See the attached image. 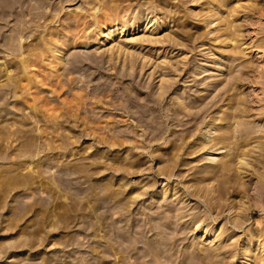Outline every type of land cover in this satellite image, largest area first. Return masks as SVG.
<instances>
[{
    "label": "rangeland",
    "instance_id": "1",
    "mask_svg": "<svg viewBox=\"0 0 264 264\" xmlns=\"http://www.w3.org/2000/svg\"><path fill=\"white\" fill-rule=\"evenodd\" d=\"M90 1L26 0L25 12L20 19L15 12L0 21V264H135L137 263L136 252H125L124 249H127L129 243L120 241L122 240L120 237L123 235L129 239L140 238L139 240H142L143 243L137 244V252L141 250V253L146 251L147 243L158 244V242L168 241L171 238L173 247L172 249L171 246L166 248L167 250L165 249L166 252L162 256L164 261L169 256L172 258L160 264H174L173 261L179 262L187 254L188 256L192 255L195 264H202L204 254L208 257L213 245H222L226 242L232 244L226 248L230 253L222 255L221 259H227L225 264H238L237 259H233L231 252L238 253L240 251L238 245L244 243L246 240L245 233L251 226L256 228L259 222H264V209L252 208L246 216L247 223L237 228L233 223L235 222L233 219L234 211L230 212L229 209L234 208L233 210H235L237 202L240 204L239 201L243 195L241 191L244 188H239L240 186L237 184L232 185L236 190L239 188L240 193L227 185V191L223 195L225 199L223 198L219 201L220 203L218 202L219 210L218 208L214 210L212 205L211 199L214 196L206 198L203 192L199 193L195 191V188H191L189 193L188 187L195 185L205 188L210 181L197 185L202 177L198 171L204 169L208 163L199 159L200 153L194 152L195 154L191 155L190 153L198 150H193L189 144H184L183 138L190 135L198 127H203L205 122L209 120L208 114H200L195 120L181 115L180 119L184 120L185 126H177L169 122L170 117L163 108L168 111L175 109L173 97L177 92L185 91L186 94L190 92L197 98L208 86L209 98L205 103L212 102L211 105H215L211 112L214 113L231 95L228 90L232 88V85H235V80H241L244 77L246 79L243 80V83L247 84L244 90L247 93H252L254 88L250 89L249 87L253 86L251 81L257 75L256 70L245 74L246 69L241 65L249 60L254 61L257 69H261L259 66L264 68V54L259 48L264 46V16L261 17L256 13L251 14L248 9L239 10V14L232 20L238 22L236 25L246 26V36L243 42L245 44L241 50L248 47L250 53L244 59L236 61L225 57L221 62L219 61L221 56L218 53L223 50V46L219 43L207 42V46L201 47L202 44L197 43L192 37L191 41L194 43L185 42L186 46H179L174 43L175 46H179L178 49L177 47L174 49L165 48L169 43L165 40L167 37L164 36L169 35L170 32L175 35L178 31L177 23L174 19L171 21L169 19L167 24L158 28L161 24L162 14L158 11L154 15L151 14L152 10H148L150 5L147 4L150 1H160L161 7L170 10L172 9L168 8V3L178 4L190 19L189 33L207 31L212 32L210 37L214 38L216 35L221 36L222 34L217 31L213 32L218 24L215 23L208 27L206 22L199 21L208 16L206 15L209 12L207 0H132L131 2H124L121 3V8H125L119 11L122 19L132 20L136 14L145 12L150 15L149 19H157L156 25L148 26L146 35L158 33V37L162 38L161 43L155 48L151 46L141 48L130 44L133 48L132 53L135 52L139 61H149L148 67L145 65L146 68L142 73L138 68L131 71L124 67L123 64L125 58L128 57V52H126L124 60V55H121L120 60L109 59L111 52H109L110 54L105 52L115 45L114 41L117 39L115 38L105 41L102 45L91 46L87 49L69 48L68 53L70 54L67 53L59 75L63 77L61 78L62 81L65 80L64 84L71 88L66 86L62 91L56 87V84L53 87L54 78H51V72L46 71L47 74L45 69L41 67V70L44 69V73L41 72L42 75L45 78L47 76V79L48 76L49 79L51 78L48 81L44 78V81L47 84L52 81L50 83L52 85L49 86L45 82L43 86L47 87L41 86L40 89H34L33 84L30 87L32 91L28 89L26 91L23 83L25 82L24 85L27 84V80L18 62L19 48H23V46L27 48L29 45L28 48L34 49L37 45V35L41 32L45 33L48 30L58 29L64 33L81 26L84 23L83 15L90 16L87 11L90 8L88 5ZM251 1L241 0V2H237L234 0L233 2H236L234 7L241 4L249 7L253 4ZM260 1L257 0L256 3H260ZM234 7L232 5L224 9L226 17L229 15V10ZM55 14L58 17L53 19ZM93 21L92 17L88 19L90 23ZM46 24L49 25L47 28L44 27ZM126 38H118L117 40L121 41ZM144 47H147L146 50ZM203 48L205 50L201 52ZM158 49H160L159 52H157ZM92 52L94 55L96 54L95 57L97 58ZM87 53L90 58L93 56L88 63L85 62L81 64L82 66L80 63H78L79 66L75 63L72 64L71 55L87 56ZM147 55L154 56L152 61L143 58ZM165 55L166 57L169 55L170 57H168L173 60L174 64H177L176 66H180L182 62H189L191 67L196 64L199 67H201L200 64H206L205 68L214 70L216 75L209 78L203 77V75L199 77L200 79L193 80L189 72L183 73L181 83L175 86L177 87L175 94L172 93L164 101L163 107H159L158 114L160 115L156 114V116L152 115V112H147L145 116L141 117L137 108L148 104H150L148 106H155L153 100L159 96L162 68L158 67L157 64L165 59ZM241 62L243 63L240 64ZM4 64L8 65L9 71L13 72L10 74L16 85L13 80H10L13 81L15 88L19 87L15 89L17 90L15 94L17 97L13 94L15 90L12 83L10 85L11 90L9 88L11 81L7 78L8 76L6 77L8 71L5 69L8 67L6 66V68ZM33 67L29 70V72L32 71V74H34ZM70 67L73 70H69ZM66 70H69L70 73L67 74ZM128 71L132 72L130 79L124 77ZM154 72H157L155 76H153ZM32 74L30 72L31 77L34 76ZM20 77L25 80L22 84H19L20 81L17 79ZM15 78L19 81L18 83ZM215 82L217 83L215 84ZM54 88L58 92L52 90ZM137 88L143 90L139 96V104L133 105L127 112L120 111L124 101L129 98L127 97L129 92L132 90V93H135ZM34 90L40 92L41 100L48 101V109L52 105H54L53 108L57 107V110L54 109L56 112L51 108L53 112L50 109V111H46L42 107H40V112L39 106L38 109H33L35 107H31V105L34 104L33 95L36 93ZM76 90L81 92H76ZM76 93L80 94L84 105L78 104L79 107L74 103L72 106L68 104V107H73L71 111L62 102H69L65 101V98L72 100ZM150 94L153 97L148 102L147 95ZM205 103H203L204 106ZM73 105L78 107L75 108ZM116 106L118 109H115ZM201 107L193 111L197 112L201 110ZM58 110L60 111L59 114L57 113ZM54 112L58 115H54ZM36 113L37 115H35ZM168 114L170 113L168 112ZM46 116L49 119H45ZM55 119L58 122H55ZM247 120L254 121L252 123L257 127L264 125V120L260 118ZM158 123L165 124L167 129L159 133L149 130L148 127L156 126ZM98 127L99 129H97ZM156 135L158 137H155ZM117 139H122L121 143L124 145H121L120 141L117 143ZM113 140L116 145L112 143L111 146ZM188 141L191 142L189 139ZM250 148L246 149L249 150ZM249 151L253 154L257 153L255 152L257 150L250 149ZM229 152L232 154L233 150ZM258 168L260 167L258 166ZM165 169L167 171L170 169L174 175L169 183L164 179V175L168 174L167 171H164ZM246 169L248 173L237 175V179L241 183L248 184L249 193L253 196L261 171L254 170L253 164ZM220 179L210 187L222 185L225 179ZM165 184L170 186L167 190L163 189ZM251 202L255 203V201ZM184 211L188 215L182 218ZM165 212L171 213L175 218L171 229L167 230L166 235L160 234V229L156 227V231L151 232L152 226L149 222L151 223L154 219V214H165ZM196 217H199L201 222ZM154 221L156 220L154 219L152 222ZM158 221L161 226L162 224L164 227L166 226L164 218ZM196 222L202 224V227H204L203 225H210L212 232L225 227V225V229L230 231L219 237V242L215 241L212 244L210 239L212 236H209L208 239H200L202 231L200 230L201 227L199 230H195ZM137 231L141 232L140 236L136 235ZM220 232L221 230L218 233ZM254 246L257 254H259V244L255 243ZM115 250L118 252L117 254H115ZM223 250L225 251V248ZM142 261H150V264H155L160 261V256H146Z\"/></svg>",
    "mask_w": 264,
    "mask_h": 264
},
{
    "label": "bare ground",
    "instance_id": "2",
    "mask_svg": "<svg viewBox=\"0 0 264 264\" xmlns=\"http://www.w3.org/2000/svg\"><path fill=\"white\" fill-rule=\"evenodd\" d=\"M131 1L132 0H91L88 4L90 8L87 10L88 13L90 14V16H86V14L83 15V19L82 18L81 19L84 20V23H82L81 26L76 27L72 30H68V31L66 30L67 32H64V33L59 31L58 29H56V30L53 29L52 31L48 30L45 33L41 32L40 34H38L37 35V45H35L34 49L28 48L29 45L27 46V48L24 46H23V48L22 47L19 48L20 53L18 54V58H19L18 62L21 65V68L23 69V72H24L26 80H27L26 81L27 84L24 85L25 82L23 83V81H25V80H23L21 77H20L21 80H20V78H17L20 82L17 81V79L15 78L16 82L17 83L19 82V84L23 83V86L26 89V91H28V90L30 91L31 90L30 87L33 86V84H34V89H36V88L40 89L41 86L45 85L46 81L51 80V78H54L53 83H52L53 85L52 84L51 85L53 87H55L54 84H56V87H58L59 89H61L63 91L65 89V87L69 86V85L64 84L65 80H63V81L61 80V78H63V77L61 75H59V72H61L60 69L65 63V58H66V55L68 53L69 48L71 49V47L72 48L73 47H75V48L80 47L82 49H87L91 46L93 47V46H97V45H102L105 41L110 40V39H115V38H117V39L121 38L122 39L124 37L125 38L127 37V38L125 40H121V41H118L117 39H115V41H114L115 45L112 46L111 49L105 53L110 54L109 52H111V54L109 56L110 57L109 59H111V60H116V59L120 60L121 55H124V57H123V60H124L126 52H128L127 53L128 57L125 58V61L123 64L124 67L127 69H130L131 71L138 68L141 70L140 73H142V71H144L146 68L145 65H147V67H148L149 61L148 62L143 61V60L139 61V57L136 56L135 52L132 53L133 48L130 46V44H133L135 46H140L141 48L143 46H147V47L151 46V47L155 48L156 45H159L161 43L162 38L158 37V33H152L150 35H146L148 26L152 27L153 25H156V20H157V19L155 20L154 18L149 19V16H150L149 14H146L145 12H140V13L136 14L132 20H130V19L125 20V19H122L120 17L119 11L125 8V7L121 8L122 7L121 3L131 2ZM207 1H208L207 6H208L209 12L206 15H208V16H206L204 18V20H199V21L206 22L208 27L217 23L218 26L215 29V31H213V32L217 31L219 34L222 33L221 36L216 35L214 38H211L210 35L212 34V32H207V31H204V32L196 31L193 34L189 33L188 28L191 26L190 19H188V16L186 15V13H184V11L181 10V8L178 4L168 3V5H169L168 8H171L173 10L172 11L170 9L161 7L160 1H158V2H156V1L147 2V4L150 5L148 10H152L150 12L151 14L154 15V13L157 11L160 12V14H162V16L160 18L161 24L158 26V28H161L162 26L167 24L169 19H170V21L172 19H174V21L177 23V27H178L177 30L178 31L175 33V35L170 32L169 35L164 36V37H167V38H165V40L167 41V43H169L168 45L165 46V48L174 49V47H177V49H178V47L180 45L186 46L184 43L185 42H193V41H191V38L194 37V39H195V41H197V43L202 44L201 47L207 46V44H206L207 42H214V43L221 44L223 47L222 46H220V47H222L223 50H220L218 53L221 56V58L219 59V61H221V62L224 60L225 57H228L230 59H234L236 61L239 59L247 58L248 54L250 53V48L246 47L245 49L241 50L242 46L245 44L243 42H244L245 36H246L245 35L246 26L242 27V25H240V24L236 25V23H238V22L236 20H232V18H235V16L239 14L240 9H243V10L248 9L251 14L256 13V14H259L261 17H263L264 16V0H261L260 3H256L257 0H252L251 2H253V4L250 5L249 7H245L242 4L238 7H234V5L236 4V2L235 3L233 2L234 0H207ZM236 1L241 2V0H236ZM170 4H171V6H170ZM25 5H26V0H0V21L4 20L7 15H9V14L12 15L15 12L17 13L18 18L20 19L25 12V10H24ZM232 5L234 8L229 10V15L226 17L225 13H224V9L226 7H230ZM36 7H38V6H36ZM216 8H218V10H216ZM31 9H33V8H31ZM235 9H237V10H235ZM34 16H35V14H34ZM57 17L55 14V17H53V19H55ZM91 17L94 19V21L92 23L88 22V19ZM18 18H16V19H18ZM33 19H34V17H33ZM82 20H81V22H83ZM66 21H67V19H66ZM69 21H71V20H69ZM79 22H80V20L78 21V23ZM263 23H264V21H263ZM146 24H147V26H145ZM48 26L49 25L46 24L44 27L47 28ZM115 27H118V28L116 30H111V29H114ZM108 31H110V32L108 33ZM116 32H117V34H116ZM142 33H143V35L140 36V34H142ZM171 34H172V36H171ZM130 36H133V37L129 38ZM30 37H31V35H30ZM22 39H21V43H22ZM174 43H177L179 46H175ZM34 44H35V41H34ZM232 45H235V46L230 47ZM135 46H133V47H135ZM146 48L144 47V50H146ZM189 48H191V47H189ZM259 48H260L261 53L264 54V46H260ZM159 50L160 49H158L157 52H159ZM181 50H183V49H181ZM185 50H186V47H185ZM204 50L205 49L203 48V50H201V52ZM37 51H39V52H37ZM157 52H156V54H158ZM170 52H171V50H170ZM170 52H169V54H170ZM15 53H18V52H15ZM68 54H70V53H68ZM92 54H93V52H92ZM16 56H17V54H16ZM71 56H72L71 59L73 61L72 64L75 63V65H77V66H79L78 63H80V65L84 64L85 62L88 63L89 60L93 58V56L90 58L88 53H87V56L86 55H80V54H78V55L73 54ZM95 56H96V54L94 55V57ZM168 56L166 57V55H165V57H164L165 59L163 61L159 62V64H157L158 67L162 68V75L160 77L161 80H160V86H159V96H158V98L153 100V103L155 104V106H148V105H150V104H148L147 106H141L140 108H137L138 113L141 114V117L145 116V114L147 112H152V115H156V114L158 116L160 115V114H158L159 107L160 108L163 107L164 101L167 98H169L170 95H172V93L175 94L174 92H175V90H177L176 89L177 87H175V86H177L181 83V81L183 79V77H182L183 73L189 72L191 74V77L193 78V80H196L203 75H204L203 77H207V78L213 77L216 75V74H214V70H208L207 68H205L206 64H200L201 67H199L198 64L193 65L191 67V64H189V62L188 63L182 62L180 64V66H176L177 64H174L173 60L171 58H169L170 56L169 57ZM68 57H70V56H68ZM152 57H154V56H150V55L143 56V58H146L149 60H151ZM95 58H97V57H95ZM161 58H163V57H161ZM243 62H241L240 64H242ZM36 64H39V65L37 66ZM6 66L8 67V65H5V67ZM241 66L246 69L245 74L251 73L253 70H256L257 75H255L251 81V82H253V86L251 85L249 87L250 89L254 88L252 93H247L244 90V88L247 86V84L243 83V80L246 79L243 76L244 79H241V80L236 79L235 80V85H232V88H230L228 90V92L231 95L227 99H225L223 105L220 106L214 113H211V112H212V108L215 105L212 106L211 105L212 102H209L208 104L205 103L206 100L209 98L208 86L206 89H204L201 92V96L197 97V98H196V95H192V94H190V92L187 94L185 91L181 92V93L177 92L174 95L175 97H173V106L175 109H173V110L170 109L168 111L165 108H163L165 113H167V115H169V117H170L169 122L176 124L177 126H185V124H183L184 120L180 119L181 115H183L184 117H187L188 119L191 118V120H195L200 114H208L209 120H207L205 122L204 126L198 127L197 129H195L196 132L194 131L190 135H188L187 137H184L183 143L189 144V147L191 149L193 148V150L194 149L198 150L197 152L193 151L192 153H190L191 155H194L195 153H200L199 159H201V161H207V163H208L204 169H201L198 171V173H200L202 175V177H201L199 184H197V185H200L201 183H205L208 181H210V182H209V184H207V186L205 188H203L201 186H195V185L191 186L190 185L191 187H188L189 189L187 188L188 189L187 191L189 192V190L191 188H195V191H198L199 193L203 192V195L205 194L206 198H210L211 196H214L211 199V202L213 201L212 205L214 206V210L215 209L217 210V208L219 210L220 205L218 204V202L223 200V198H224L223 195H225L224 192L227 191L226 190L227 185H229L232 188H235L232 185L237 184L240 186L239 188H241V187H242L241 189L244 188L243 191H241L243 195H242L241 201H239L240 204H238V202H237V206H236L235 210H233L234 208L229 209L230 212L234 211L233 214H235V215L233 216V219L235 222H233V223H234V226L237 228L239 226L245 225L247 223L248 220H247L246 216L251 211L252 208L260 207V208L264 209V125L260 124L261 127H259V126L257 127V126H255V124L252 123L254 121L250 122L247 120V119H251V118H254V119L260 118V119L264 120V70H261L264 68L262 66H259L261 69H257L258 67L254 63V61H249V60H246ZM32 67L34 68V71H33L34 74H32V71H30V72L32 75H34L33 77L30 76V72H29L30 68H32ZM41 67H43L45 70L43 68L41 70ZM8 69H9V67L7 69H5L8 71V72L6 71L7 72L6 77L8 76L7 78H9V81H11V80L14 81V79H12V75H11L13 72L9 71ZM71 69H72V67H70L69 70H71ZM43 70L45 72L46 71L51 72L50 73V76H51L50 79H49V76L47 79V76L45 78L42 75L41 72ZM69 70H66L67 74L70 73V72H68ZM74 70H75V68H74ZM44 71H43V73H44ZM218 71H220V70H218ZM48 72H46V73L48 74ZM156 73L157 72H154L153 76H155ZM131 74H132V72L128 71L124 75V77L127 79H130L132 76ZM243 75H244V73H243ZM63 76H64V74H63ZM23 77H24V75H23ZM178 77L180 78L179 81H178ZM243 77H241V78H243ZM44 78H45V80L46 79L47 80L44 81ZM155 79H156V77H155ZM155 79H154V81H155ZM206 80L210 81L209 79H206ZM13 81H11L9 83V88H10V85L13 84ZM186 81L187 80H185V83H187ZM50 83L47 84V82H46L47 85L51 86ZM216 83L217 82H215V84ZM14 84H15V81H14ZM14 84H13V86H14ZM19 84H17V85H19ZM43 87H47V86H43ZM13 88L15 90V89H18L19 87L15 88V86H14ZM38 89H37V91H39ZM10 90H11V88H10ZM14 90L12 89V91H14ZM52 90L56 91L55 88ZM34 91L36 92V90H34ZM78 91L76 90V92H78ZM16 92H17V90H15V93H13V94L15 95ZM52 92H54V91H52ZM56 92H58V91H56ZM79 92H81V91H79ZM204 92H206V93H204ZM141 93H143V90L138 89V88L136 89L135 93H132V90H131V92H129V94L127 96L129 98L126 101H124L120 111H122V112L126 111L127 112L130 107H132L135 104H139V96L141 95ZM36 95L39 96L40 92L39 93L36 92L35 95H33L34 96V98H33V101H34L33 105L34 106L31 105V107H35L33 109H36L39 106V110H40V107H42V109L44 108L46 111H50L51 109L53 111H55L54 109L57 110V107L53 108L54 105H52V104H51L52 106L50 105L51 107H49V109L50 108L51 109L49 110L48 109V101L46 100L47 101L46 102L45 100H41V97L39 96L40 97L39 98ZM79 95L76 93L75 97H73L72 100L69 98H65L66 100L65 99L64 100L69 101V102H62V103L65 104V107H68L69 106L68 104H71V106H72L73 103L76 105L81 104L83 99H81V96H79ZM66 97H67V95H66ZM84 97H85V95H84ZM94 97H98V96H94ZM147 97H148L147 101L150 102V98L153 96L150 94V95H147ZM43 99H45V98H43ZM61 101H63V100H61ZM96 101H98V100H96ZM203 103H205L206 105L204 106ZM82 105H84V103H82ZM71 106L68 108L71 109V111H72L73 107L71 108ZM110 106H109V108H110ZM201 106H203L204 108L202 109ZM74 107L77 108L76 106H74ZM116 107L117 108H115V109H118V106H116ZM198 107H201V110L194 112L193 110L194 109L196 110ZM112 108H113V106H112ZM65 109L68 110L67 108H65ZM52 110H51V112H53ZM59 110H61V109H59ZM59 110L57 111V113L60 112ZM40 112H41V110H40ZM51 112H46V113H51ZM168 112L170 114H168ZM57 113H55L54 115H56ZM51 114H53V113H51ZM35 115H37V113ZM48 116L51 117L50 115H48ZM49 117L47 118V116H46L45 119L46 118L49 119ZM205 118H207V117H205ZM58 120H60V119L58 118ZM156 120L157 119H155V121ZM38 121L40 122L41 120H38ZM50 121H53V120H50ZM56 121L57 120L55 119V122ZM56 125H59V124H56ZM164 125L165 124H162V123L159 124L158 123L156 126L148 127V128H149V130H153V132L159 133V132H163L165 129H167L166 128L167 126L165 127ZM99 127L97 129H99ZM53 130H54V128H53ZM155 137H158V136L156 135ZM188 139L191 140V142H189ZM103 140H104V138H103ZM117 140H118L117 143H119V141L121 143V141H122V139L121 140L117 139ZM124 140H126V139H124ZM125 142H127V141H125ZM112 143H113V145H116V144H114V140H113V142H111V146H112ZM122 144L123 143H121V145ZM172 145H174V144H172ZM253 145H255V146H253ZM249 147H251L250 149H252V150H257V151H255L257 153L253 154L249 151L250 149L249 150L246 149ZM231 150H233L232 154H230V152H229ZM251 164H253L254 170H256V171L260 170L261 171L259 173V176H258V183L256 185L255 194L254 195L252 194L253 196H251L249 193L250 189L248 187V184H246L245 182L241 183L240 180L237 179V175H239V174L244 175V174L248 173L246 171L247 170L246 168L250 167ZM258 166L260 168H258ZM129 170H132V169L129 168ZM164 171L166 172L167 170L165 169ZM167 173L168 174L164 175V179H166V181H168V183H169L174 178V175L170 169H169V171H167ZM233 175L235 178L233 177ZM220 178L225 179V181L222 185L220 184L219 187H216V186L210 187L216 181H219ZM235 179H237V180H235ZM169 187H170L169 184H165L163 189L167 190ZM239 188H238V190H239ZM234 190L238 191V190H236V188ZM238 192H240V191H238ZM177 193H179V192H177ZM175 195H176V193H175ZM253 198H254V200H253ZM251 201H255V203H253ZM169 212H165V214H162V213L154 214V219L156 221L152 222L154 220V219H152L151 223L149 222V224H151V226H152L151 230H150L151 232L156 231V228L160 229V234H165L169 231L168 229L172 226V223L174 222V219H175L174 216ZM185 212L186 211L182 212V214H183L181 216L182 218L187 217L188 214H185ZM161 218H164L166 220L165 225L168 227L165 226L166 227L165 228L163 226V224H162V226H163L162 227L161 224L158 223L159 222L158 220H160ZM196 218H199V217H196ZM197 221H198V219H197ZM199 221L201 222L200 218H199ZM205 222H203V223H205ZM203 226L204 227H202V224H199L198 222H196L194 227H195L196 231L200 229L199 227H201V229H200L202 231V236L200 237L201 240H202V238L208 239L209 236H212V237H210L212 244L215 241L219 242V240H220L219 237H221L222 235H224V234L228 233V231H230L229 229H227V230L225 229L226 225H225V227L218 228V230H216L215 232H212L210 225H206V226L203 225ZM220 230H221V232L218 233ZM139 234H141V232L137 231L136 235H139ZM120 238L122 239V240H120L122 243L124 241H127L129 243L127 245V249H124L125 252L126 251L130 252V253L136 252V258L135 259H136L137 263H135V264L149 263L150 261L143 262L142 259H144L146 256H150V255L160 256V261L155 263V264H160L161 262H166L167 260L172 258V256H169V258L167 257L164 261L163 256H162L164 254V252H166V250H167L166 248L171 246V249H172V247H173V243L171 242L172 239L170 237H169L170 239H168V241H164L161 243H159L157 241L158 244L157 243H155V244L154 243L153 244L147 243L146 248H145L146 251L143 253H141V250H140V252L139 251L137 252V244L142 241V240L141 241L139 240L140 238L135 237L133 239H129L125 235H123ZM161 238H162V236H161ZM212 238H213V240H212ZM117 239H119V238H117ZM245 239L246 240L244 241L243 244L241 243L240 245H238L239 250H240L238 253H235V252L232 253L231 252L233 259H237L238 264H264V222H259L257 224L256 228H254V226H251L247 230V232L245 233ZM166 240H167V238H166ZM141 243H143V242H141ZM255 243L259 244V249H258L260 252L259 254H257V250L254 249ZM115 244H117V243H115ZM231 245L232 244L228 243V242H226V244L222 243V245H218V244L213 245L211 247L212 248L211 254L208 255V257L204 254L205 257L202 258V264H225L227 259L224 258V260H223V259H221V256L225 255L226 253H230V251L226 250V248L231 246ZM120 246H122V245H120ZM224 248H225V251L223 250ZM175 249H176V247H175ZM173 250H174V248H173ZM117 253L118 252L116 251L115 254H117ZM189 256H191V257H189ZM189 256L187 254L179 262H177L176 260L173 262H174V264H195L194 259H192V255H189ZM218 258H220L221 260H219ZM234 263H236V262H234ZM124 264H126V263H124Z\"/></svg>",
    "mask_w": 264,
    "mask_h": 264
}]
</instances>
